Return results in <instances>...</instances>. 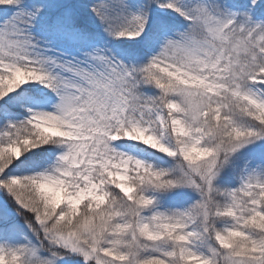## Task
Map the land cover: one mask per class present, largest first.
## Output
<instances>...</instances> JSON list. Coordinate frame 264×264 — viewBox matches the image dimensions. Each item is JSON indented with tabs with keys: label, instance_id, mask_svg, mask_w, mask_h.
Returning a JSON list of instances; mask_svg holds the SVG:
<instances>
[{
	"label": "snow or ice",
	"instance_id": "obj_1",
	"mask_svg": "<svg viewBox=\"0 0 264 264\" xmlns=\"http://www.w3.org/2000/svg\"><path fill=\"white\" fill-rule=\"evenodd\" d=\"M0 264H264V0H0Z\"/></svg>",
	"mask_w": 264,
	"mask_h": 264
}]
</instances>
